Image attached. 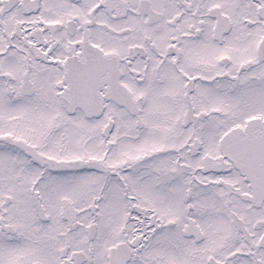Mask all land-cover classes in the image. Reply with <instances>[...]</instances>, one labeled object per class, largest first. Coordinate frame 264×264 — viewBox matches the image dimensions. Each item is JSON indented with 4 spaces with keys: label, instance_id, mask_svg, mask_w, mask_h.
<instances>
[{
    "label": "snow or ice",
    "instance_id": "6c2138e0",
    "mask_svg": "<svg viewBox=\"0 0 264 264\" xmlns=\"http://www.w3.org/2000/svg\"><path fill=\"white\" fill-rule=\"evenodd\" d=\"M0 264H264V0H0Z\"/></svg>",
    "mask_w": 264,
    "mask_h": 264
}]
</instances>
